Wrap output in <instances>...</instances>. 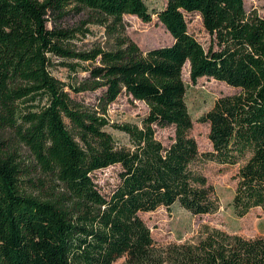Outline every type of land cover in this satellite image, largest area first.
Here are the masks:
<instances>
[{
    "label": "trees",
    "instance_id": "obj_1",
    "mask_svg": "<svg viewBox=\"0 0 264 264\" xmlns=\"http://www.w3.org/2000/svg\"><path fill=\"white\" fill-rule=\"evenodd\" d=\"M81 12L109 44L70 46L72 31L56 22ZM186 13L200 16L208 49L188 32ZM125 14H155L172 43L142 50L125 34ZM53 56L65 60V81L49 70ZM185 64L191 83L239 89L199 118L211 144L203 154L190 135ZM97 90L92 103L72 96ZM122 93L147 105L140 124H110L108 106ZM166 127L174 134L163 144L155 133ZM202 161L237 166L236 216L264 213V17L243 0H166L156 12L145 0H0V264H264V236L213 228L197 243L154 244L141 212L218 209ZM111 166L117 182L102 192L92 174Z\"/></svg>",
    "mask_w": 264,
    "mask_h": 264
},
{
    "label": "rangeland",
    "instance_id": "obj_2",
    "mask_svg": "<svg viewBox=\"0 0 264 264\" xmlns=\"http://www.w3.org/2000/svg\"><path fill=\"white\" fill-rule=\"evenodd\" d=\"M246 11L255 12L264 17V0H243ZM148 9L156 12L162 9L166 0H145ZM188 32L192 34L204 47L208 49L212 37L204 29L201 18L197 13H186ZM62 28L72 31L74 35L70 46L77 51H91L92 48L104 47L109 44L110 38L105 34L102 26L95 23V17L88 12L69 13L56 22ZM50 26V24H48ZM123 28L142 50L169 45L173 39L165 27L152 14L151 21L143 22L135 15H123ZM77 65L87 66L89 62L68 60ZM64 59L51 57L49 70L53 76L63 81L66 80L67 69ZM80 64V65H79ZM98 65L99 63H94ZM189 64L182 69V77L186 83L185 100L192 118L190 135L197 142L201 154L211 150L208 139L209 127L199 118L212 109L215 101L222 96L233 95L239 92L238 88L227 85L213 78L201 77L196 83L189 79ZM100 91L72 94L77 100L85 103L95 102ZM147 105L140 100H133L126 94H120L107 109V118L112 123H136L147 114ZM113 134L118 133L113 128H108ZM174 134L173 127L156 128V138L163 144H168ZM7 144L13 142L10 133L5 135ZM202 173L214 188L218 199V209L213 213L193 215L174 204L170 207L160 206L154 211L141 212L139 215L150 228L154 244L158 248H165L172 244L197 243L210 229L217 228L230 234H238L245 238L264 236V213L260 208H254L243 217L234 214L230 205L233 197L236 180L233 175L237 166L219 165L212 161H202L199 165ZM118 166H111L97 170L92 174L94 182L102 192L110 190L117 182ZM113 264H125V258L117 259Z\"/></svg>",
    "mask_w": 264,
    "mask_h": 264
}]
</instances>
